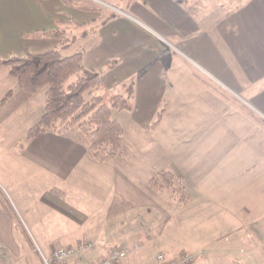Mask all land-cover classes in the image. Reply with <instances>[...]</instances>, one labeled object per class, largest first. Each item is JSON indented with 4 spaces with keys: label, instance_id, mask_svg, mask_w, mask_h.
<instances>
[{
    "label": "crops",
    "instance_id": "crops-1",
    "mask_svg": "<svg viewBox=\"0 0 264 264\" xmlns=\"http://www.w3.org/2000/svg\"><path fill=\"white\" fill-rule=\"evenodd\" d=\"M123 6L122 14L115 11L102 23L139 22L163 37L173 35L177 55L164 83L160 76L153 83L155 74L133 78L131 109L121 112L142 147L109 160L128 161L107 170L87 155L76 130H46L27 139L21 150L7 153L0 145V180L27 209L52 212L59 238L45 239V251L54 241L89 240L91 250L104 257L112 246L139 237L171 253L181 248L164 235V225L176 201L148 183L159 169H168L182 175L189 194L179 208L192 224L180 246L198 253L192 264H264V0H242L235 7L229 0H125ZM88 8L63 0H0V56L51 48L52 37L23 33L98 19L101 9L95 14ZM83 63L99 69L85 56ZM8 90L11 96L0 104L3 144L39 118L44 102L43 94L25 93L0 67V99ZM165 92L161 120L153 126ZM117 119L125 133V123ZM166 145L173 148L153 152ZM202 220L207 222L199 229ZM10 226L0 212V242L14 235Z\"/></svg>",
    "mask_w": 264,
    "mask_h": 264
},
{
    "label": "rangeland",
    "instance_id": "rangeland-1",
    "mask_svg": "<svg viewBox=\"0 0 264 264\" xmlns=\"http://www.w3.org/2000/svg\"><path fill=\"white\" fill-rule=\"evenodd\" d=\"M69 1H71L72 4H76L80 6L81 5L88 6L89 7L88 9L91 10L90 11L91 13H95L94 11H97L98 8L101 9L100 14H97L99 15L98 19L89 20L88 22L85 23L79 22L81 25L78 26H76L77 25L76 23L74 24V21H71L69 23L66 22L61 23V25L59 22L57 27L54 29L61 30L62 33L61 35L64 36L63 37L64 39L62 38L63 42L64 40L65 42H68L70 41V39H73L72 42H69L70 44L68 46L60 49V52L62 54H71L77 51H82L83 56H85L89 61L97 62L99 69H97V71L93 69L91 70L99 73L101 88L99 89L98 92L102 96L103 102H108L113 95L118 93L126 95L124 92L125 89L122 86V84L123 83L128 84L130 81H133V89H134V79L142 73H148V75L155 74L153 83H158L159 76L161 77L162 83L166 81L163 78L165 75L167 76L168 79L171 77V72L174 68V59L175 56H177L176 54H174V39L172 38L173 35H166L165 37H163L159 35L157 32L147 27L146 25H144L143 23H139V22H133L127 26H123L124 22H116V21H112L111 23H108L106 21L103 24L102 22L104 20V17L106 16L111 17L110 15L112 13L114 15H117L115 11L121 13L119 11H121L122 9L126 10V7L123 6V1L125 0H69ZM241 1L242 0H229V4L231 5V7H235ZM107 2L115 3L118 6V8L105 7V5H107L106 4ZM69 18L71 19V17ZM53 39L56 40V44H54L51 48H60L62 44L61 38H53ZM142 39H144L145 41L142 42L141 41ZM0 67H6V66H0ZM124 79L127 80L119 84H115L113 82V81H122ZM36 92H38L37 95L40 96H42L43 94L45 100L44 88L38 89L37 91L32 93H27V92L25 93L33 94ZM134 93L135 91L133 92V97L129 99L130 108H124V109L113 108L111 109V117L115 119L119 118L120 120H122L123 123H125V119L124 116H122L121 111H123V113H126L125 112L126 110L131 109V101L134 98ZM37 97L39 96H36V104L38 102ZM8 98L3 102H1L0 99V104L5 103L8 100ZM167 98L168 97L166 96V92L161 94V99H160L161 104L158 106L153 121L151 122L153 126L157 125L161 120V115L164 108L163 106L165 105L164 102L167 101ZM43 109H44V102H43L42 112ZM158 113H160V116H158ZM32 124L30 123V126ZM27 129L26 130L22 129L20 133L19 131L12 133V135H10L5 139L4 144L0 140L1 148L5 149L7 153H10L11 150L23 149L26 140L30 139L27 138L26 136ZM73 129L76 130L82 136L86 153L89 156L87 152V143L90 140V138H88L86 135L81 133L75 126H72L67 130H73ZM126 139L129 140V144H127ZM139 140L140 138L137 136V133L131 130V127L128 125V123L127 124L125 123V133L123 127V144L121 147V152L115 157H118L123 153L129 154L131 151H133V148L142 147L141 142H137ZM2 144L4 145L3 147ZM162 147H160V153L156 150H154L153 152L155 154L161 155V154H165V151L163 149L170 150L173 148L172 145H166ZM89 157L93 159L91 156ZM115 157L109 160H112ZM122 158L124 157L121 156L117 158L118 160H114L111 162H109V160L102 161L101 165L102 167L106 168L104 164H107L106 169L110 170L109 168L110 164L115 163V164L124 165L128 161ZM165 165L167 167H170L168 161H165ZM120 168H122L121 165ZM160 170H168V169H159L158 171ZM168 171L172 172L171 170ZM172 173L180 177V183L176 181L173 183L172 186L163 187V188H154L151 187L150 185L149 186L152 190H156V191L164 190L166 193L165 195L168 196L171 195V197L175 199L176 204H174V208L171 211L173 217L165 221L164 235L165 236L170 235V237L172 238L171 239L172 243H174L176 246H179V248L181 249L178 252L167 253L166 251L164 252L160 250L161 248L157 246L156 244L157 242L143 240L138 237L129 244L117 245L120 247H125L128 250L127 257L120 264H157L155 258L158 254H163L167 260H173V261L182 260V257L184 255H188V259L182 261L181 264H192L197 258L198 255L197 252H193L187 247L180 246L182 243H184L183 241L188 237L187 233L191 228L190 226L192 224V220L191 218H189V213H187L183 207L179 208L180 204L182 205L189 200V194L185 187L183 177L181 174L174 172ZM155 174H153L152 176H154ZM138 175L141 174L137 173L136 176ZM139 179L141 180V176ZM181 185L183 186L188 196V199L184 202H179L178 200L179 193L174 191V188H177ZM6 188L7 187L0 180V212H4L7 219L8 218L10 219V223H11L10 228L14 229L15 233L12 230V234L14 235H11L10 237L7 236L6 243L0 242V264H49V261L51 259H53L56 262V264H94L97 260L102 258L101 257V255H103L102 253L97 252L95 249L91 250L93 246L89 240H82L75 243L54 241L49 245L50 250L45 251L44 248L42 247V243L45 241V239L59 238V236H55L57 235L56 233L58 232L59 228L56 226L58 222H56V220L53 221L52 212L48 213V216H46L44 211H37L34 210V208L33 210L27 209L28 206L21 204L18 200L17 203L10 189H6ZM1 190H5L7 196L6 201H4V199L2 198L3 193ZM35 215H38L39 217L42 218L39 219L38 221L34 220ZM206 222H207L206 220L199 221L198 222L199 229L204 228ZM48 224L50 226H48ZM65 229L70 230L69 224L65 226ZM62 230H61V234L64 233ZM52 235H54V237H51ZM60 236L62 238L65 235H60ZM28 242H31V244ZM87 242L91 243V248L83 253H76L74 255H69L65 258H57L54 255L55 251L58 250L60 247H71V246H76L79 243H87ZM13 244L15 245L19 244L21 246L20 247L21 249L18 252L15 251V246H13Z\"/></svg>",
    "mask_w": 264,
    "mask_h": 264
},
{
    "label": "trees",
    "instance_id": "trees-1",
    "mask_svg": "<svg viewBox=\"0 0 264 264\" xmlns=\"http://www.w3.org/2000/svg\"><path fill=\"white\" fill-rule=\"evenodd\" d=\"M64 2L71 3L69 0ZM61 30H40L25 32L24 37L61 38L60 48H50L43 52L25 50L21 56H0V66H6L19 87L32 93L45 89L44 109L39 119L26 131L27 138L51 130L61 133L75 126L90 140L87 152L94 160H109L121 152L123 144V127L111 117V109L130 108L129 99L133 97V81L123 83L124 92L113 95L108 102H103L98 92L101 88L99 73L83 65V52L62 54L60 49L68 46L73 39L63 42ZM63 38V39H62ZM111 65V64H110ZM112 66V65H111ZM7 91L1 102L10 96ZM160 116V113H158ZM180 183V177L168 170H160L149 179L154 188L172 186ZM179 193V202L188 199L183 186L174 188ZM31 244V242H28ZM49 264H56L51 259Z\"/></svg>",
    "mask_w": 264,
    "mask_h": 264
},
{
    "label": "built area",
    "instance_id": "built-area-1",
    "mask_svg": "<svg viewBox=\"0 0 264 264\" xmlns=\"http://www.w3.org/2000/svg\"><path fill=\"white\" fill-rule=\"evenodd\" d=\"M91 248V243H79L76 246L71 247H60L55 251L54 255L57 258H65L69 255H74L76 253H83ZM128 250L125 247L114 246L110 248L106 256L97 260L94 264H120L127 257ZM157 264H181L182 261L188 259V255H184L182 260H167L163 254H158L155 258Z\"/></svg>",
    "mask_w": 264,
    "mask_h": 264
}]
</instances>
